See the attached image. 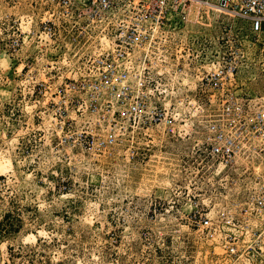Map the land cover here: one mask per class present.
I'll list each match as a JSON object with an SVG mask.
<instances>
[{"label": "rangeland", "instance_id": "1", "mask_svg": "<svg viewBox=\"0 0 264 264\" xmlns=\"http://www.w3.org/2000/svg\"><path fill=\"white\" fill-rule=\"evenodd\" d=\"M8 12L16 11L0 0V264H253L227 259L220 232L231 231L229 214L247 225L243 241L261 230L264 217L241 218L264 156L237 154L224 166L210 160V92L199 90L192 63L177 71L187 54L211 48L213 14L189 5L162 33L163 61L147 65L157 86L148 104L166 119L139 125L130 143L103 154L61 144L53 128L51 88L72 76L79 51L50 62L49 50H12ZM238 47L231 89L243 101L264 97V51ZM42 74L49 85L39 91ZM192 215L212 226L197 227Z\"/></svg>", "mask_w": 264, "mask_h": 264}, {"label": "built area", "instance_id": "2", "mask_svg": "<svg viewBox=\"0 0 264 264\" xmlns=\"http://www.w3.org/2000/svg\"><path fill=\"white\" fill-rule=\"evenodd\" d=\"M5 4L16 11L5 15L6 45L12 50L23 44L39 53L49 50L50 62L79 51L72 76L51 88L53 128L60 132L61 144L103 154L130 143L139 125L166 119L161 109L148 104L157 86L147 65L163 61L162 33L174 29L189 5L197 6L201 14H213L218 35L211 48L187 54L177 68L185 73L183 64L192 63L199 90L210 92L207 101L213 106L205 120V154L221 166L237 154L264 156V97L243 101L231 89L241 57L238 46L260 44L264 51V0H5ZM262 60L264 64V52ZM46 79L37 83L39 91L48 87ZM75 117L82 123L75 125ZM252 191L241 220L264 217V175H259ZM238 216L229 214L223 220L232 225L231 231L220 232L223 254L232 261L246 257L264 264V222L243 241L239 230L247 225H238ZM191 221L203 229L212 226L204 215L198 219L192 215Z\"/></svg>", "mask_w": 264, "mask_h": 264}, {"label": "bare ground", "instance_id": "3", "mask_svg": "<svg viewBox=\"0 0 264 264\" xmlns=\"http://www.w3.org/2000/svg\"><path fill=\"white\" fill-rule=\"evenodd\" d=\"M128 80V79H127ZM1 170V169H0Z\"/></svg>", "mask_w": 264, "mask_h": 264}]
</instances>
